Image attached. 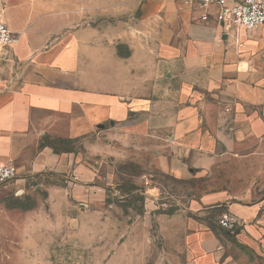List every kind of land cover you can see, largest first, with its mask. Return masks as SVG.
<instances>
[{"label":"crops","instance_id":"crops-1","mask_svg":"<svg viewBox=\"0 0 264 264\" xmlns=\"http://www.w3.org/2000/svg\"><path fill=\"white\" fill-rule=\"evenodd\" d=\"M218 13L197 0H0L13 35L0 56V166L58 173L75 159L51 144L97 134L149 140L176 180L210 176L222 148L264 137V31L227 34ZM200 201L264 247V200ZM220 219L185 220L199 264H223Z\"/></svg>","mask_w":264,"mask_h":264},{"label":"rangeland","instance_id":"rangeland-1","mask_svg":"<svg viewBox=\"0 0 264 264\" xmlns=\"http://www.w3.org/2000/svg\"><path fill=\"white\" fill-rule=\"evenodd\" d=\"M148 141L97 134L62 141L50 148L73 157L71 168L20 174L1 185L0 264H199L184 243L186 218L214 222L227 212L206 209L205 194L224 191L228 202L247 204L264 200V137L222 148L226 158L210 176L186 181L158 169ZM75 175L79 182L71 187ZM222 229L223 264H264L259 240Z\"/></svg>","mask_w":264,"mask_h":264},{"label":"built area","instance_id":"built-area-1","mask_svg":"<svg viewBox=\"0 0 264 264\" xmlns=\"http://www.w3.org/2000/svg\"><path fill=\"white\" fill-rule=\"evenodd\" d=\"M202 5H217L219 13L217 21L222 25L227 34H238L240 31L251 33L255 30L264 31V0H197ZM208 16L203 20H208ZM13 43V35L0 17V56L2 52ZM21 174L15 165L0 166V186L19 181ZM78 177L72 176L69 186L78 185ZM235 222L229 219H221L220 225L229 230L235 228Z\"/></svg>","mask_w":264,"mask_h":264},{"label":"trees","instance_id":"trees-1","mask_svg":"<svg viewBox=\"0 0 264 264\" xmlns=\"http://www.w3.org/2000/svg\"><path fill=\"white\" fill-rule=\"evenodd\" d=\"M62 141H66V140H59V141L54 142L53 144L61 143ZM51 145H52V144H51ZM233 230H234L233 232H235V228H234ZM233 232H232V233H233Z\"/></svg>","mask_w":264,"mask_h":264},{"label":"water","instance_id":"water-1","mask_svg":"<svg viewBox=\"0 0 264 264\" xmlns=\"http://www.w3.org/2000/svg\"><path fill=\"white\" fill-rule=\"evenodd\" d=\"M226 38V37H225Z\"/></svg>","mask_w":264,"mask_h":264}]
</instances>
